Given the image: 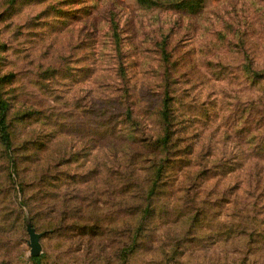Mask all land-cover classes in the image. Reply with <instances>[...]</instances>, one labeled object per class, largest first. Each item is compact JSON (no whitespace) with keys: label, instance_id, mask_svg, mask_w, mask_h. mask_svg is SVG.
<instances>
[{"label":"rangeland","instance_id":"obj_1","mask_svg":"<svg viewBox=\"0 0 264 264\" xmlns=\"http://www.w3.org/2000/svg\"><path fill=\"white\" fill-rule=\"evenodd\" d=\"M152 1L0 0L13 142L0 145V264H35L30 229L44 234L41 264H264V0ZM167 84L199 163L223 171L204 184L240 178L246 200L176 221L195 231L173 237L182 246L164 259L155 248L170 219L151 215L141 233L136 218L118 220L132 203L118 200L115 156L118 136L132 137L118 125L123 90L152 112ZM164 184L155 209L183 208L176 184Z\"/></svg>","mask_w":264,"mask_h":264},{"label":"trees","instance_id":"obj_2","mask_svg":"<svg viewBox=\"0 0 264 264\" xmlns=\"http://www.w3.org/2000/svg\"><path fill=\"white\" fill-rule=\"evenodd\" d=\"M151 5H160L162 8L167 6L164 0H161L158 4L152 1ZM170 5L173 6L174 1L170 0ZM119 92L121 90H118ZM0 101H2L1 94ZM172 101H174V97L168 84L161 87L157 104L152 109V112L157 113L156 117L159 122L152 124L149 122V116H154L152 112L144 110L138 112L128 90H123L122 96L118 97L117 101L118 125H122L128 132L132 133V137L118 136L119 152L118 156H115V160L118 162V200H127L125 204L132 203L126 210L121 209V211H118V220L129 218L125 220L128 223L136 218L140 221L137 229H139L138 233H141L145 229L147 230L145 221L151 215L157 216L159 220H161L160 218L170 219L168 228H173L174 231H168L165 241L155 248V251H162L161 255L164 259L168 258L166 256L168 248L176 251L182 246L180 240L173 237L190 236L195 231V226H191L189 230L186 229L184 233H179L181 230L179 232L175 231L177 230L175 228L179 227L176 223L182 218L189 217L190 220H199L209 212H220V210H213L217 205L216 203H219V205L222 202L223 204L240 205L239 200H242V202L246 200L240 178L239 180L238 178L233 179L231 183H225L227 178L225 173L219 175L223 176L224 179H222L223 177L219 178L215 185L204 184L203 181L209 176L218 175L223 171H216L221 170L216 162L213 164L214 167L210 169L199 163L200 156L196 149V143L192 142L194 140L193 136H190L188 130H183L182 126L176 124L173 120V110L170 107ZM6 104V102H0V145L9 151L13 142L7 124V111L9 108ZM145 116L147 118H144ZM115 126H108V129L113 131L116 129ZM110 139L115 141L113 137H110ZM12 164L11 162L13 172L14 166ZM176 167L179 168V171L175 176H170V171ZM255 167L259 168L260 164L257 163ZM109 175L113 181H116V172H111ZM165 180L176 184L173 191L174 198L182 196L180 201L184 203L183 208L155 209V198L158 196L161 184L165 185ZM209 206L208 210L206 207ZM234 213L238 215L236 218H241L242 212L240 209L234 210ZM175 224L178 226H175ZM234 229L244 230V227L238 226ZM129 251L127 250L125 256H128ZM32 261L35 264H41L40 257H34ZM151 264L157 263L153 261Z\"/></svg>","mask_w":264,"mask_h":264},{"label":"water","instance_id":"obj_3","mask_svg":"<svg viewBox=\"0 0 264 264\" xmlns=\"http://www.w3.org/2000/svg\"><path fill=\"white\" fill-rule=\"evenodd\" d=\"M29 232L31 236L30 246L32 249V255L38 257L42 253L41 239L44 234H38L35 229H30Z\"/></svg>","mask_w":264,"mask_h":264}]
</instances>
